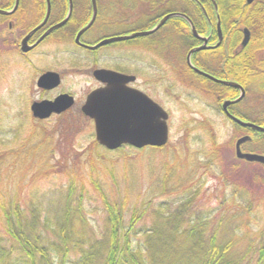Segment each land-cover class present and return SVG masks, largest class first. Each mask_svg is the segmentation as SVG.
<instances>
[{"label": "rangeland", "instance_id": "374dc122", "mask_svg": "<svg viewBox=\"0 0 264 264\" xmlns=\"http://www.w3.org/2000/svg\"><path fill=\"white\" fill-rule=\"evenodd\" d=\"M170 40L173 41L172 36ZM47 43L21 55L18 50L5 46V19L0 18V151L4 148L6 151V146L11 149L38 121L30 111L32 101L68 92L73 95L74 104L43 123L48 129L55 125L62 128V142L66 139V143L79 153L81 160L69 159L68 164L78 181L77 195L82 184L85 185L79 199L91 223L100 221L104 207L102 193L113 200L124 201L126 212L145 208L148 218L145 216L141 222L149 225L152 224L150 209L158 208L159 203L170 211L183 203L187 211L211 208L218 211L221 210L222 193L227 195L236 189L248 193L247 201V196L250 197L251 204H246L251 208L249 227L264 233V165L236 158L234 143L242 132H236L229 121L215 114L209 94L195 90V80L183 82L185 79H180L179 67L183 65L177 55L167 53L168 58L173 56L169 58L170 68L166 71L156 66L143 70L145 74L148 72V79L142 77V83L150 79L154 87L140 85L169 113V141L165 148L136 150L127 146L123 151H109L102 147L98 157L92 150L91 160L80 154L95 140L93 123L81 113L80 106L96 83L92 69L106 65L101 60L93 63L74 47ZM138 53L143 62L147 60L146 55L151 57V53ZM105 54L104 59H109L115 53L106 51ZM153 58L158 60L156 56ZM147 64L151 65L149 61ZM46 70L57 71L61 76L60 84L52 90L36 85V78ZM192 77L194 79L193 74ZM259 140L262 142L252 144L251 148L264 154V137ZM58 156L59 152H55L48 162L56 163ZM55 180L66 182L62 175H50L37 184L51 187ZM179 183L181 187H177ZM188 188L195 192V197L189 195ZM260 237L264 241V234Z\"/></svg>", "mask_w": 264, "mask_h": 264}, {"label": "trees", "instance_id": "16d2710c", "mask_svg": "<svg viewBox=\"0 0 264 264\" xmlns=\"http://www.w3.org/2000/svg\"><path fill=\"white\" fill-rule=\"evenodd\" d=\"M216 1L220 13L240 15V25L249 28V79L261 82L264 0L244 6L238 1ZM204 2L210 5L209 0ZM182 12L189 15L199 9L185 0ZM63 136L58 125L48 129L38 120L11 149L0 151V264H264L260 240L264 233L249 227L250 197L247 201L248 193L236 189L222 193L221 210L211 208L215 213L187 211L184 203L170 211L159 203L150 209L149 225L141 222L148 215L145 208L126 212L124 201L102 193L100 221L91 223L79 199L85 185L77 195L78 181L68 164L69 159H81L73 145L66 139L62 142ZM251 145L249 151H255ZM93 149L95 156H101L102 147L95 140L80 154L92 160ZM55 152H59L56 163L48 162ZM50 175H62L66 182L38 186ZM187 191L195 197L190 188Z\"/></svg>", "mask_w": 264, "mask_h": 264}, {"label": "flooded vegetation", "instance_id": "af4514ba", "mask_svg": "<svg viewBox=\"0 0 264 264\" xmlns=\"http://www.w3.org/2000/svg\"><path fill=\"white\" fill-rule=\"evenodd\" d=\"M192 1L199 12L188 15L182 12L185 0H0V9L5 10L0 18L5 19V46L18 50L21 55L36 51L42 45L48 44L47 42L67 45L72 49L74 47L85 53L93 63L104 61L106 66L92 69V77L97 68L112 69L133 76L134 80L126 85L149 96L151 95L147 88L140 85H154L150 79L142 83V77L148 79V72L145 74L143 70L156 66L158 69L163 67L166 71L170 68L169 58L177 55L183 65L179 67L180 79H185L183 82L195 80V90L209 94L215 114L229 121L236 132H242L236 141L242 136L249 137L239 147L242 152H249L250 144L262 142L259 134L264 135V132L242 125L229 115L242 122L264 127V80L253 83L255 81L249 79L247 48L250 30L240 25V15L220 13L216 0H209L210 5L205 0ZM230 1H238L244 6L254 0ZM169 13L184 16L169 17L152 33L97 46L105 38L148 31ZM245 30H248V40L243 44ZM171 36L173 41L170 40ZM30 46L33 47L22 50ZM93 46L97 47L92 48ZM201 46L203 47L191 53L193 67L213 78L235 82L238 86L215 81L195 71L188 64V52ZM106 51L115 54L104 59L107 57ZM138 51L151 53V57L145 54L147 60L143 62L144 60H139ZM169 52H173V55L168 58ZM153 56L158 60H154ZM148 61L151 65L147 64ZM168 72L165 74L166 79ZM103 85L104 83L96 80L92 89ZM225 101L229 103L224 108Z\"/></svg>", "mask_w": 264, "mask_h": 264}, {"label": "water", "instance_id": "95a60500", "mask_svg": "<svg viewBox=\"0 0 264 264\" xmlns=\"http://www.w3.org/2000/svg\"><path fill=\"white\" fill-rule=\"evenodd\" d=\"M249 2L252 0H248ZM0 14H5V10L0 9ZM179 13H169L165 15L158 24L148 31L136 32L129 36H118L105 38L97 46L111 41L123 40L134 36L146 35L159 28L166 19ZM193 33L194 28L192 27ZM248 40V30H245L243 44ZM97 46H93L95 48ZM33 46L22 48L23 51ZM192 48L187 54L188 64L197 72L199 71L190 62V55L195 50L202 48ZM94 77L105 83V85L91 90L84 103L81 105V111L85 116L93 120L94 135L96 141L109 150L128 144L136 148L144 146H162L168 140V113L154 100L148 97L142 91L127 86V82L134 80L133 76L126 75L111 69L97 68L93 71ZM209 78L227 84L238 86L232 81H222L204 74ZM60 82L59 74L55 71H45L41 73L36 80V85L43 89L56 87ZM241 97V96H240ZM239 97V98H240ZM238 98V99H239ZM73 97L67 93H60L53 99H42L33 101L30 104V111L33 117L37 119L48 118L52 113H61L72 106ZM229 101L223 103L225 108ZM235 121L242 125L251 126L264 132V127H259L252 123L242 122L241 120L229 115ZM249 139L248 136H242L236 141V155L247 161H256L264 164V155L257 153L241 152L240 144Z\"/></svg>", "mask_w": 264, "mask_h": 264}, {"label": "bare ground", "instance_id": "6f19581e", "mask_svg": "<svg viewBox=\"0 0 264 264\" xmlns=\"http://www.w3.org/2000/svg\"><path fill=\"white\" fill-rule=\"evenodd\" d=\"M93 123V122H92Z\"/></svg>", "mask_w": 264, "mask_h": 264}]
</instances>
